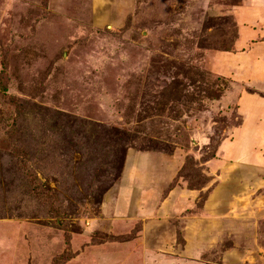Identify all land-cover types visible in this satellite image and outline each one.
<instances>
[{"label":"rangeland","instance_id":"rangeland-1","mask_svg":"<svg viewBox=\"0 0 264 264\" xmlns=\"http://www.w3.org/2000/svg\"><path fill=\"white\" fill-rule=\"evenodd\" d=\"M0 83V264H264V0H0Z\"/></svg>","mask_w":264,"mask_h":264},{"label":"trees","instance_id":"trees-1","mask_svg":"<svg viewBox=\"0 0 264 264\" xmlns=\"http://www.w3.org/2000/svg\"><path fill=\"white\" fill-rule=\"evenodd\" d=\"M2 85V83H0V86Z\"/></svg>","mask_w":264,"mask_h":264},{"label":"crops","instance_id":"crops-1","mask_svg":"<svg viewBox=\"0 0 264 264\" xmlns=\"http://www.w3.org/2000/svg\"><path fill=\"white\" fill-rule=\"evenodd\" d=\"M249 40H247V43H248Z\"/></svg>","mask_w":264,"mask_h":264}]
</instances>
